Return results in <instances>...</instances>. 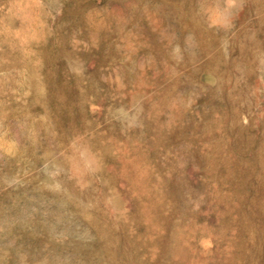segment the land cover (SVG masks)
Returning <instances> with one entry per match:
<instances>
[{
    "label": "rangeland",
    "instance_id": "374dc122",
    "mask_svg": "<svg viewBox=\"0 0 264 264\" xmlns=\"http://www.w3.org/2000/svg\"><path fill=\"white\" fill-rule=\"evenodd\" d=\"M149 1L176 7L180 64H151L141 17L139 43L90 42L110 0H0V248L25 264L45 221L66 264H264V0Z\"/></svg>",
    "mask_w": 264,
    "mask_h": 264
},
{
    "label": "bare ground",
    "instance_id": "6f19581e",
    "mask_svg": "<svg viewBox=\"0 0 264 264\" xmlns=\"http://www.w3.org/2000/svg\"><path fill=\"white\" fill-rule=\"evenodd\" d=\"M121 1V2H120ZM196 1V0H195ZM229 1H232L234 4H240V0H229ZM161 2L158 1V5L155 7L151 4V1L149 0H119L116 1V0H110V2L107 3L106 7H108L110 9V12L107 13L108 10H104V11H92V12H87L85 14V18L86 20L91 24L93 25V27L91 28L90 30V42H96L97 38L96 36L101 34V33H104L105 31H108L109 29L111 28H115L117 31H119V38L117 40H121V39H126L128 42H136V43H139L140 40H143L144 39V33H142L141 29L139 28L138 26V22L139 20L141 19H145V21L147 22V28L145 31H147V34L151 35L150 37H152L151 39L153 40H156L157 42V52H158V55L156 57H152V55L149 54V56L152 58V61H151V64L153 66H155L156 68H160V67H164V64H165V61L168 59V60H173L174 62L176 61L177 63L180 62L178 59H181V56H172V46H173V40L175 39L174 38V18H175V10H176V7L175 6H172L169 7L167 4H160ZM118 4V5H117ZM231 4V3H230ZM148 5H150V7H148ZM116 6V7H115ZM121 6V7H119ZM122 6L124 7V9H126V11H123V8ZM120 8V11H116L117 9ZM169 9V11H167L166 14H162V10L164 9ZM117 15L119 16L120 18H123V20H119L117 18L114 17V15ZM177 14V13H176ZM141 17V19H140ZM222 18V16H221ZM215 21H218V18H215L214 19ZM169 23V24H168ZM218 23L221 24V22L218 21ZM125 29V32L124 33H121L123 30ZM93 32H97V33H93ZM149 37V36H148ZM147 37V38H148ZM221 37V36H220ZM146 38V39H147ZM219 38V37H218ZM145 39V40H146ZM185 39V38H184ZM187 39V38H186ZM190 38L188 37L187 41L189 40ZM220 39V38H219ZM186 42V41H185ZM219 42V41H217ZM73 45L75 44H78L77 42H73L72 43ZM165 44L168 48L167 49H164L162 51V47L161 45ZM194 47V46H193ZM205 48V49H204ZM203 48V51H202V56H205L204 53H206V51L210 50L209 49V46H206ZM219 48V47H218ZM221 48V47H220ZM216 49V48H215ZM197 50V49H196ZM195 50V51H196ZM221 50V49H220ZM163 53H162V52ZM190 51V50H189ZM187 51V55L189 56L191 53L195 52V51ZM217 52V51H215ZM196 53V52H195ZM220 53V52H219ZM223 55V53H222ZM201 57V56H200ZM195 59V57H194ZM212 59V58H211ZM167 60V61H168ZM220 60V57L219 59ZM147 61V60H146ZM166 61V62H167ZM204 61H202L200 63L203 64ZM142 63V62H141ZM213 63V64H212ZM211 63L208 64V68L211 69L212 71L214 70V61ZM169 64V63H167ZM180 64V63H178ZM146 65V64H145ZM176 65V64H175ZM192 65V64H191ZM28 66V65H27ZM193 66V65H192ZM146 67V66H144ZM172 67V66H171ZM171 67H165V70L168 71V72H172V73H177L178 71L171 68ZM191 67V66H190ZM184 73V72H182ZM189 85H192V83H187ZM118 85H119V82H118ZM182 85V84H181ZM181 85L178 87V90L177 92H180L179 89L181 87ZM177 86L176 83H174V88L175 89ZM40 89V88H39ZM170 90V91H166L164 93H162L160 95V99H159V102L155 101L152 105H155L156 108L160 109L162 112V115H159L158 117H161V118H158V121H162L164 120V122L166 123L168 119H171L172 117H174V119L177 118L178 116V112L175 111L174 109H172L170 106L173 105V99L177 98L176 94H175V91ZM37 90V89H36ZM41 90V89H40ZM165 89H163L164 91ZM37 92V91H36ZM41 92V91H40ZM180 97L181 94L178 93ZM210 95L212 96L213 94L210 93ZM183 99V97H182ZM180 105V104H179ZM167 119V120H165ZM164 125V124H163ZM161 125V126H163ZM164 127V126H163ZM179 158H177L178 160ZM2 186V184H1ZM0 186V187H1ZM8 190V189H6ZM5 190V191H6ZM3 193V192H1ZM7 193V192H6ZM13 199V198H12ZM62 204V203H60ZM24 206V205H23ZM16 207V206H15ZM15 207H13L11 210L9 209H3V211H6L8 215H5V219L9 220L10 218H12V215L11 213L13 212L14 214L16 213V215H20L22 217H19L21 219L24 218L25 214L24 212H18V210L16 211ZM0 208H1V205H0ZM2 209V208H1ZM30 209V208H29ZM25 211V209H23ZM10 214V215H9ZM30 214V213H29ZM28 215V214H27ZM45 216V215H44ZM28 217V216H27ZM26 217V218H27ZM18 218V219H19ZM35 219H37L35 217ZM27 220V219H26ZM17 221V220H16ZM15 221V222H16ZM39 221V220H38ZM45 221V220H44ZM13 222V221H12ZM46 223L42 222L43 224H38V225H34L33 226L37 227L38 231H40L42 234L43 232L41 230H44L45 232H47L48 237L46 236L45 238H43L41 241L38 242V246H40V249L42 248L43 250H40L42 251V254L44 252H46L45 255V258L49 259L47 260L49 263H46V264H66L67 262H65V260L68 258H66V254H65V251L61 254L58 253L56 251H59L56 247H59L57 244H62L63 245V241L57 239L56 237H53L50 232H51V229L53 230H56L55 229V225L53 224H49L47 221H45ZM31 223H33V221L31 222H26L25 225L26 226H31ZM5 224V223H4ZM3 224V225H4ZM12 223L8 224L7 226H1L0 225V233H5L6 232V229L11 227ZM11 225V226H10ZM25 226V227H26ZM14 227H17V225H15ZM19 228V226H18ZM34 229V228H33ZM12 232V231H11ZM37 232V231H36ZM53 232V231H52ZM57 233H61V235H63V230L61 231H57ZM25 233V232H24ZM54 234V233H53ZM24 235V234H23ZM26 235V234H25ZM24 235V236H25ZM46 235V234H45ZM29 236V234H28ZM17 237V236H16ZM6 238V237H5ZM4 238V239H5ZM3 239V238H2ZM3 239V240H4ZM14 239V238H13ZM16 239V238H15ZM51 239V240H50ZM6 240V239H5ZM12 240V238H11ZM19 240V238H18ZM33 240V239H32ZM11 244L13 243L12 241H10ZM19 242V241H18ZM22 242H25V244L27 242H29V240L27 238H21V243L19 245L22 244ZM31 242V241H30ZM29 242V243H30ZM7 243V242H6ZM10 244V245H11ZM17 244V242H16ZM5 245V243H4ZM10 245L8 244V247H10ZM27 245V244H26ZM6 246V245H5ZM36 246V245H35ZM13 247V246H12ZM18 247V246H17ZM28 247V246H27ZM30 247V246H29ZM37 247V246H36ZM2 248V247H1ZM0 248V264H25L23 263L19 257H22L24 258L25 256L23 254H20V251L18 250L17 253L19 254L18 256L15 254H12L10 255L11 253H8L4 250H1ZM39 248V247H38ZM37 248V249H38ZM8 249V248H7ZM21 249V248H20ZM14 250V248L12 249ZM11 250V251H12ZM34 252V251H33ZM32 252V253H33ZM49 252V253H47ZM56 252V253H55ZM24 253V252H23ZM26 253V251H25ZM38 253V251H37ZM68 253V252H66ZM29 254V253H28ZM31 254V253H30ZM29 254V256H30ZM34 254V253H33ZM39 254H41L39 252ZM72 256V261L74 262V264H79V261L77 259V256L75 255H71ZM31 257V256H30ZM34 258V257H33ZM64 258V259H62ZM66 258V259H65ZM31 259V258H30ZM42 259H43V255H42ZM63 260V261H62ZM36 261V260H35ZM46 261V262H47ZM33 262V261H32ZM28 264V263H26ZM38 264V263H37Z\"/></svg>",
    "mask_w": 264,
    "mask_h": 264
}]
</instances>
